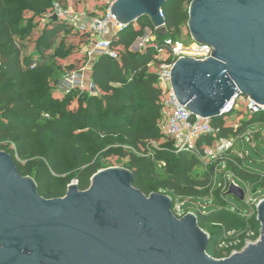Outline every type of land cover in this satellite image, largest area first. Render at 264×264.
<instances>
[{
  "label": "trees",
  "instance_id": "trees-1",
  "mask_svg": "<svg viewBox=\"0 0 264 264\" xmlns=\"http://www.w3.org/2000/svg\"><path fill=\"white\" fill-rule=\"evenodd\" d=\"M192 2L170 0L162 9L167 36L174 41L188 24ZM54 3L69 4L68 0H0V151L13 157L20 174L34 179L43 198H64L73 181L80 191H87L102 169L100 159L117 151L128 159L126 168L134 174L133 186L147 197L167 193L174 204L182 202L184 207L185 200L212 198L215 207L197 214L200 228L210 232L207 253L212 258H223L219 243L232 232L242 241L240 249L252 230V240L260 239L257 216L249 219L231 207L228 189L219 187L212 193L217 167L210 166L202 174L197 169L204 165L205 150L218 141L243 138L253 126H264V112H249L238 128L226 126L224 118L213 119V133L202 135L194 151H179L174 138L161 130L164 92L158 73L151 71L152 66L163 63L157 47H164L166 37L142 52L131 51L146 29L154 28L149 18L113 37L111 47L117 59L108 55L95 59L91 74L95 95L74 90L56 97L60 80L85 64L83 50L92 33L50 17ZM43 18L47 24L39 31ZM110 141L122 148L106 150ZM256 141L252 136L250 143ZM158 143L161 147L152 149ZM236 160H227L234 179L264 189V176L245 169L240 158ZM160 162L165 164L162 172ZM211 225L219 228L212 230Z\"/></svg>",
  "mask_w": 264,
  "mask_h": 264
},
{
  "label": "water",
  "instance_id": "water-1",
  "mask_svg": "<svg viewBox=\"0 0 264 264\" xmlns=\"http://www.w3.org/2000/svg\"><path fill=\"white\" fill-rule=\"evenodd\" d=\"M169 2L118 0L111 12L123 29L149 18L166 37L161 12ZM188 28L195 43L214 50L206 61L175 63L171 85L180 104L210 120L231 115L224 108L236 94L264 106V0H193ZM133 183L130 170L111 168L94 175L87 191L71 184L64 198L47 200L0 151V264H264V200L260 239L216 260L197 215L178 218L170 197H147ZM227 195L244 201L246 192L233 184Z\"/></svg>",
  "mask_w": 264,
  "mask_h": 264
},
{
  "label": "built area",
  "instance_id": "built-area-1",
  "mask_svg": "<svg viewBox=\"0 0 264 264\" xmlns=\"http://www.w3.org/2000/svg\"><path fill=\"white\" fill-rule=\"evenodd\" d=\"M105 7L104 13L99 15H91L89 13L76 14L68 6L63 7L60 3H54L50 17L57 16L58 19H64L80 30L81 32L92 33L90 43L85 46L83 53L86 57L85 64L78 70L68 72L62 80L58 83L57 91L68 94L74 90L81 92H88L91 95L97 93L96 86L91 80L93 64L95 59L100 55H108L117 59V53L112 49V39L119 32L122 31L123 26L119 23L117 18L112 14V7L118 0H101ZM164 17L163 12H161ZM154 30L149 32L153 35ZM158 55L168 50L171 55V60L162 63L158 72L160 86L164 92V114L168 116L167 132L166 134L173 137L176 148L179 151H194L196 142L202 135L212 134V120L204 119L200 116L192 115L187 107L182 106L177 100L171 85V73L175 63L185 57H192L195 60L206 61L213 53V48L206 45H201L194 42L190 52L186 51L179 41H174L171 38L165 40L164 47H157ZM242 99L248 103V111L251 114L264 112V106L257 105L249 97L235 95V99L226 105L224 112L235 110L238 101ZM250 133V131H249ZM248 133V134H249ZM245 134L243 139L248 136ZM251 141V137L248 138ZM235 147V140H220L216 143V150L206 149L203 160L208 158L214 162L218 161L221 156L230 152ZM234 185L238 186L233 182ZM239 187V186H238ZM184 203L179 202L174 204L173 213L178 218L182 217L184 211ZM235 236V237H233ZM236 232L228 234L219 244V249L223 252V259L241 253L249 246L255 244L251 238L245 239L242 249L241 239L238 238ZM233 238V239H232Z\"/></svg>",
  "mask_w": 264,
  "mask_h": 264
},
{
  "label": "rangeland",
  "instance_id": "rangeland-1",
  "mask_svg": "<svg viewBox=\"0 0 264 264\" xmlns=\"http://www.w3.org/2000/svg\"><path fill=\"white\" fill-rule=\"evenodd\" d=\"M69 4L68 7L72 9L76 14H83V13H97L99 15H102L104 11L101 10V7H103V2L101 0H68ZM29 16V13L26 14ZM47 24V20L44 18L39 23L38 30L41 31ZM137 29V28H136ZM151 31L154 30V28H150ZM169 39L170 37L166 36L165 39ZM141 40L138 43V50L144 51L146 47L149 44H153L155 42L162 41L163 37L155 33L151 36L146 35L143 38H140ZM179 41L183 47L186 49V51L190 52L193 45L194 40L190 34L188 24L182 28L181 34L176 39ZM81 56V54H78ZM190 58V57H189ZM192 58V57H191ZM158 59L161 62H166L171 60V55L169 54L168 50H165L162 54L158 55ZM160 70V66H152L151 71L154 73H158ZM54 95L58 98L63 97L65 95L64 93L56 91ZM75 105V103H74ZM249 111H248V103L242 99H240L237 103V107L235 111L229 115L224 117V122L226 126H233V127H240L241 122L247 120L249 118ZM167 124H168V116L167 114H164V117L161 121V130L163 133L166 134L167 132ZM246 133L248 136H246L244 139L241 138H232L235 140V147L233 148L234 154H231L230 152H227L221 156V158L214 162L208 158L204 159V165L197 169V172L202 174L205 170H207L210 166H216L217 169L215 172V185L216 187L213 190V194L219 189V187L226 191L229 190L230 187L233 185V182L237 184L240 188L244 189L246 192V196L244 201L239 200L238 198L234 196H228L226 193V196L228 198V201L231 205V207L236 208L240 212H242L244 215H247V218H255L257 216V206L261 201L264 200V189H262L260 186L257 185H249V184H242L237 179H234V177L231 174V169L228 166L227 160H236L237 158H240L244 162L245 169L248 171H252L254 173H260L264 176V126L262 125H255L253 126V129H250ZM262 131L259 137H256V132ZM254 136V139L257 140L256 143L251 144L248 138ZM261 141H263L261 143ZM262 144V146L260 145ZM162 143L153 144L152 149L158 150L161 147ZM122 148L120 144H113L112 141H110L109 147H107L106 150L110 149H118ZM210 150L215 151L216 150V143L213 145V147L209 148ZM124 150H130V148H126ZM100 161L102 162V169H111V168H126V164L128 162L127 158H122L120 154L117 151H113L111 156L109 158H101ZM237 161V160H236ZM242 166V167H244ZM165 168L164 162L158 163V170L159 172H162V170ZM214 174V175H215ZM71 184H77L76 181H73ZM163 195H166L168 197H171V195L167 193H163ZM181 201V200H179ZM186 203V206L183 208L184 211L182 213V217H184L188 213H193L197 215L199 211L207 212L211 208L215 207L214 202L212 201V198L204 199L202 201H192L189 200L183 201ZM181 217V218H182ZM257 218V217H256ZM212 230H217L219 227L217 225H211ZM209 235V231L204 230ZM247 238H254L255 237V230H252L249 236H246ZM259 240V239H258ZM256 240L255 243L258 241ZM220 242V241H219ZM218 242V243H219ZM252 242H254L252 240ZM220 244V243H219Z\"/></svg>",
  "mask_w": 264,
  "mask_h": 264
},
{
  "label": "crops",
  "instance_id": "crops-1",
  "mask_svg": "<svg viewBox=\"0 0 264 264\" xmlns=\"http://www.w3.org/2000/svg\"><path fill=\"white\" fill-rule=\"evenodd\" d=\"M146 35L151 36V34L147 33V31H146ZM133 52H134V51H133ZM136 52H139V50H137Z\"/></svg>",
  "mask_w": 264,
  "mask_h": 264
}]
</instances>
